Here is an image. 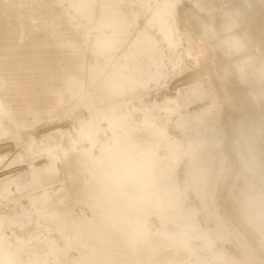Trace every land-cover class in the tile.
<instances>
[{
  "label": "bare ground",
  "instance_id": "bare-ground-1",
  "mask_svg": "<svg viewBox=\"0 0 264 264\" xmlns=\"http://www.w3.org/2000/svg\"><path fill=\"white\" fill-rule=\"evenodd\" d=\"M241 1L264 13V0ZM155 2L0 0V128L14 126L29 144L11 162L28 158L29 169L0 182V264H261L247 247L238 259L219 245L228 226L207 199L211 152L223 147L218 126L191 113L188 93L168 97L164 117L157 101L135 99L168 75L163 44L177 45L181 24L188 54L215 66L236 110L229 117L242 181L229 197L264 255V223L241 211L248 192L264 191L263 128L240 88L264 68L252 70L245 31L224 34L179 0ZM68 120L40 142L31 134ZM34 148L46 160L39 166ZM211 207L217 212L205 214Z\"/></svg>",
  "mask_w": 264,
  "mask_h": 264
},
{
  "label": "rangeland",
  "instance_id": "rangeland-1",
  "mask_svg": "<svg viewBox=\"0 0 264 264\" xmlns=\"http://www.w3.org/2000/svg\"><path fill=\"white\" fill-rule=\"evenodd\" d=\"M158 1L161 2L162 0ZM179 2L180 8L195 10L208 23L223 30L224 34L228 33L229 26H233V28L241 32L245 31L246 35L249 37V43L251 44L249 50L245 54L249 52L250 56H252V70H258L260 66L264 68V13L261 11L258 12L256 7L250 8L246 5L244 6L241 0H179ZM195 2L202 5L204 10L199 9L198 6L195 5ZM151 4L155 5V0H151ZM137 8H139V6L133 4V9L135 11L138 10ZM145 19V16H139L138 21L140 27L145 26ZM178 28L179 29L176 33V36H178L177 45L170 49L167 43L164 42L163 44L172 62L167 61V78L165 77L163 78L164 80L161 79V81H158L157 83H150L149 90L142 92L141 95H137L135 103L140 104L141 102L138 101L140 98L142 99V97L145 98L143 99L147 104L157 101L160 106L159 113L164 117L166 116L164 110L168 104L167 98H177L180 94L188 93L191 99L187 100L186 103L188 104V109L191 113H205L211 118L212 122L218 126L223 139V147L213 148L211 152L212 154L216 153L217 158L215 161V179L209 187L208 192L210 193H207V199H210V201L208 200L210 204H213L214 202L217 203L218 214L220 217L219 223L222 224L223 222H226L228 226L227 229H223L222 233H218L220 240L219 245L221 248L225 247L224 250H226V253L233 255L238 259H241L242 247H247L260 263L264 264V255L260 252L256 239L248 231L249 229L245 227L246 225L243 221H240L237 213H235L237 211L233 207L234 203L229 197L230 190L234 188V184H241L240 182L242 181L240 178V164L236 158L235 151H233L234 148L232 142L235 133L231 128V119L229 117V115H234L236 110L231 106V99L226 97L225 90L218 80V72L215 66L206 63L200 65L195 62V57L189 55L187 52L185 40L183 38L179 39L183 36L182 25L179 24ZM156 30L157 28H155V31ZM158 38L162 40L160 34H158ZM179 62L181 65L180 67L177 65ZM250 76L246 79L247 81L242 80V84H240L242 86H240V88H243L241 89L243 93L242 96L245 97L243 98L248 101L247 103L254 107V121H256L257 124H261L264 135V77L259 75L252 79V76ZM195 87L200 89V93L196 96L192 95V89ZM135 117L139 121L143 120V116L140 112H138ZM105 123L103 124L104 126L107 125V123ZM71 125L72 120L55 124L40 123L32 129L31 134L40 142V139L54 127L61 126L66 128L71 127ZM11 127H7L9 132L6 134L2 133L0 128V138L2 139H0V159L4 157L0 163V182L2 178L4 179L7 176H12L29 169L28 158H24L20 162L11 164L12 160L17 155L22 153L26 154V151L29 148V144L22 138L20 132L17 131L14 126ZM170 132L172 135L178 134L172 127H170ZM34 151L36 154H33L31 157L33 162L39 166L46 160L39 155L40 153L36 148H34ZM223 157H226L227 159V164L224 167L219 163ZM181 178H185L184 173H182ZM234 190H237V188L235 187ZM214 210L215 209L211 207L207 212L205 211V214L210 211L212 213L217 212V210ZM213 225L215 224L213 223Z\"/></svg>",
  "mask_w": 264,
  "mask_h": 264
},
{
  "label": "clouds",
  "instance_id": "clouds-1",
  "mask_svg": "<svg viewBox=\"0 0 264 264\" xmlns=\"http://www.w3.org/2000/svg\"><path fill=\"white\" fill-rule=\"evenodd\" d=\"M241 211L248 223H264V191L248 192L242 200Z\"/></svg>",
  "mask_w": 264,
  "mask_h": 264
}]
</instances>
